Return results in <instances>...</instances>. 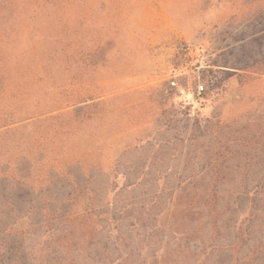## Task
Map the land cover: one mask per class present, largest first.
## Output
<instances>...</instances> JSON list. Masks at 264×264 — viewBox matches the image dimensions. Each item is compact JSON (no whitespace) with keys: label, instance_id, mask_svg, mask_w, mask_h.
Instances as JSON below:
<instances>
[{"label":"rangeland","instance_id":"obj_1","mask_svg":"<svg viewBox=\"0 0 264 264\" xmlns=\"http://www.w3.org/2000/svg\"><path fill=\"white\" fill-rule=\"evenodd\" d=\"M0 264H264V0H0Z\"/></svg>","mask_w":264,"mask_h":264}]
</instances>
